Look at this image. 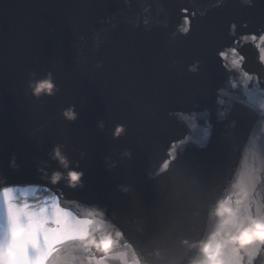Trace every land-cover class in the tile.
Returning a JSON list of instances; mask_svg holds the SVG:
<instances>
[{
  "label": "water",
  "instance_id": "water-1",
  "mask_svg": "<svg viewBox=\"0 0 264 264\" xmlns=\"http://www.w3.org/2000/svg\"><path fill=\"white\" fill-rule=\"evenodd\" d=\"M9 207L46 264H264V0H0Z\"/></svg>",
  "mask_w": 264,
  "mask_h": 264
},
{
  "label": "snow or ice",
  "instance_id": "snow-or-ice-1",
  "mask_svg": "<svg viewBox=\"0 0 264 264\" xmlns=\"http://www.w3.org/2000/svg\"><path fill=\"white\" fill-rule=\"evenodd\" d=\"M183 31L187 32L188 29L184 28ZM45 84L46 81L41 83L37 90L44 88ZM72 174V181L80 180L77 172L73 171ZM24 208L28 206L24 205ZM44 211V208L40 209V213ZM38 217L39 213L13 210L11 207L6 217H0V230H3L0 235V264H46L56 251L55 246L64 237L57 230H45L46 222ZM55 222L59 223L58 220ZM251 245L255 246V242ZM108 246L104 245L105 248Z\"/></svg>",
  "mask_w": 264,
  "mask_h": 264
},
{
  "label": "clouds",
  "instance_id": "clouds-1",
  "mask_svg": "<svg viewBox=\"0 0 264 264\" xmlns=\"http://www.w3.org/2000/svg\"><path fill=\"white\" fill-rule=\"evenodd\" d=\"M244 2L248 3L249 6H251V0H244ZM187 33V32H185ZM98 67L100 65H97ZM51 77V73H48V78H46L43 82L46 81L45 87L40 89L39 91L37 90V88L33 89L32 91V95L39 97L41 95V93H44L46 95H54V90L56 88V85L54 84V82L50 79ZM42 82V83H43ZM65 114L68 115V110H65ZM72 119L75 118V113H71V117ZM118 132H123L124 131V126L123 125H118L117 126ZM57 156H59V152L56 153ZM14 162V159H13ZM83 174L82 173H77L78 177H81ZM57 179H59V177H57ZM70 179H73V174H70ZM234 242H238L240 244L241 247L245 246V245H250L253 242H256L257 240L261 243H264V223H256L255 227H249L247 229H245L240 235L238 236H234L233 237ZM208 249H204L205 252H207ZM210 264H217V262L215 261V259L213 258L210 261Z\"/></svg>",
  "mask_w": 264,
  "mask_h": 264
}]
</instances>
